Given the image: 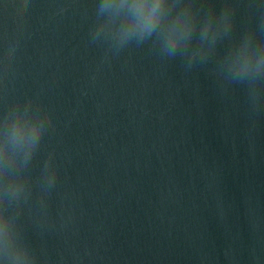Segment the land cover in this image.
<instances>
[{"label": "water", "instance_id": "water-1", "mask_svg": "<svg viewBox=\"0 0 264 264\" xmlns=\"http://www.w3.org/2000/svg\"><path fill=\"white\" fill-rule=\"evenodd\" d=\"M135 2L0 0V264H264V0Z\"/></svg>", "mask_w": 264, "mask_h": 264}, {"label": "clouds", "instance_id": "clouds-1", "mask_svg": "<svg viewBox=\"0 0 264 264\" xmlns=\"http://www.w3.org/2000/svg\"><path fill=\"white\" fill-rule=\"evenodd\" d=\"M159 7V0H156L154 4H148L146 0H136L131 5L135 16V27L124 31L121 42H126L133 37L142 40L146 33H151L156 20L159 18Z\"/></svg>", "mask_w": 264, "mask_h": 264}]
</instances>
